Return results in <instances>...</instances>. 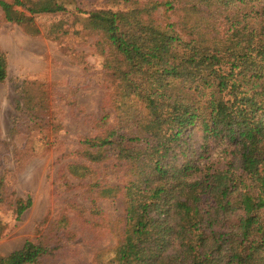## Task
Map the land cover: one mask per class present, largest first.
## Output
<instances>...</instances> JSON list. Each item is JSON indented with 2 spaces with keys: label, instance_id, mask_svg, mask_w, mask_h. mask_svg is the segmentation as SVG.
<instances>
[{
  "label": "trees",
  "instance_id": "1",
  "mask_svg": "<svg viewBox=\"0 0 264 264\" xmlns=\"http://www.w3.org/2000/svg\"><path fill=\"white\" fill-rule=\"evenodd\" d=\"M110 2L85 13L108 52L116 114L86 138L85 153L94 163L113 158L134 184L109 264H264V0ZM0 8L30 35L39 33L32 16L65 11L57 0H0ZM6 78L0 50V84ZM10 202L0 174V207ZM30 205L16 198L12 212ZM5 231L0 218V239ZM47 253L26 241L0 264H38Z\"/></svg>",
  "mask_w": 264,
  "mask_h": 264
},
{
  "label": "rangeland",
  "instance_id": "2",
  "mask_svg": "<svg viewBox=\"0 0 264 264\" xmlns=\"http://www.w3.org/2000/svg\"><path fill=\"white\" fill-rule=\"evenodd\" d=\"M57 2L64 12L32 16L37 35L5 21L0 8V50L7 59L0 84V174L11 199L0 207L6 224L0 256L32 241L48 251L38 264H109L123 237L125 193L134 184L116 172L113 158L94 163L85 153L86 138L97 136L101 124L111 126L116 115L103 68L108 52L85 13L114 7L110 0ZM156 16L164 19L161 8ZM33 105L39 118L34 125L27 119ZM72 165L96 175L82 178ZM16 198L31 200L19 217L11 207Z\"/></svg>",
  "mask_w": 264,
  "mask_h": 264
}]
</instances>
